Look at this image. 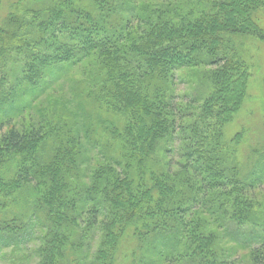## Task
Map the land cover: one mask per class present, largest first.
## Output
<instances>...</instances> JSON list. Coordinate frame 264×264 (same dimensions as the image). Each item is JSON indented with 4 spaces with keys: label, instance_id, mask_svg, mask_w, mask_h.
I'll use <instances>...</instances> for the list:
<instances>
[{
    "label": "trees",
    "instance_id": "trees-1",
    "mask_svg": "<svg viewBox=\"0 0 264 264\" xmlns=\"http://www.w3.org/2000/svg\"><path fill=\"white\" fill-rule=\"evenodd\" d=\"M263 10L264 0L13 2L0 25V210L11 214L0 255L38 230L35 264H235L219 251L226 239L264 264V218L251 221L246 194L264 183V151L245 174L223 140L249 93L244 46L264 41ZM76 67V111L55 102L49 117L13 124ZM199 68L208 95L176 94L177 73Z\"/></svg>",
    "mask_w": 264,
    "mask_h": 264
},
{
    "label": "rangeland",
    "instance_id": "rangeland-1",
    "mask_svg": "<svg viewBox=\"0 0 264 264\" xmlns=\"http://www.w3.org/2000/svg\"><path fill=\"white\" fill-rule=\"evenodd\" d=\"M15 1L16 0H0V25L5 16L9 13L12 4ZM155 1H160L161 4L170 2V0H139L142 4H150ZM260 19L264 25V10L260 13ZM253 41L254 42L250 45L244 46V50L249 52L251 55L250 66L252 77L250 80L248 96L241 112L223 129V140L229 149L227 155L230 157L231 161L240 162L242 167L245 169V174L248 172L249 165L255 162V159L250 157L252 156L253 150L258 149L260 153L264 151V41L258 39H254ZM13 67L14 65L10 63L6 70L8 71L13 69ZM81 69L82 67H76L71 73L65 75L59 83L49 87L45 93H42L38 99L33 101L31 109L28 110L23 117H20V119H15L13 124L20 129L24 123H28L29 119L36 122L41 113H44L46 117H49L50 115L47 111L52 110L55 102H58V104L65 107L66 111L70 112V114L76 111L77 106L71 102L69 103V101L73 91H75L77 86L84 81V77L80 72ZM3 73L0 72V78ZM205 73V69L202 68L180 70L175 78L176 94L180 96L184 95L197 101L202 100L209 93L207 89L205 90ZM13 79L14 77H9V80L13 81ZM7 85L9 87L10 81L7 82ZM8 128V126H5L0 131V135ZM81 138L83 143L87 142V139H85L83 135ZM175 144L178 143L175 142ZM157 155L160 157L161 152H158ZM172 156L175 162L180 160L178 155ZM261 174L262 170L259 168L256 171V178H258ZM246 194L247 197L252 200L255 210L254 218H252L251 221H262L264 218V183L259 185L256 184L255 187L251 188ZM24 197H26V195H24L23 198ZM23 198H21V201L18 204H23ZM24 201H27V199ZM23 209H21V212H24ZM2 211L4 210H0V219L11 217V214L8 216V214ZM253 227L250 223L244 228V230L248 233L252 231ZM39 236L40 232L37 230L33 236V239L36 240L31 241L27 246H22L20 249H16V247H9L3 250L0 255V264H35L38 261L35 250L39 245V241L37 239ZM96 247L97 243L94 242L93 250ZM219 251H225L227 254L226 257L231 261H234L235 264H253L250 259L249 249L237 245L234 241L227 239L220 240ZM126 259L128 260V258ZM126 259L124 260L125 262ZM129 259H131V257H129ZM153 259L155 261H153ZM150 260L154 264H172L165 262L162 258L158 259L155 256L151 257Z\"/></svg>",
    "mask_w": 264,
    "mask_h": 264
}]
</instances>
